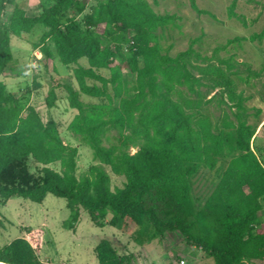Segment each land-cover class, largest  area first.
<instances>
[{
    "label": "trees",
    "instance_id": "1",
    "mask_svg": "<svg viewBox=\"0 0 264 264\" xmlns=\"http://www.w3.org/2000/svg\"><path fill=\"white\" fill-rule=\"evenodd\" d=\"M48 1L32 16L18 0H0V201L42 203L51 194L67 201L71 228L83 209L98 226L108 220L141 245L150 227L152 239L178 233L214 264H264V163L253 147L264 123L250 122L261 110L252 113L249 97L235 86L236 79L259 77L264 69L220 54L242 38L210 56L192 40L173 56L164 50L162 32L176 15L157 13L148 0ZM248 1L264 10V3ZM237 3L229 16L244 21ZM192 7L201 13L195 0ZM39 27L32 47L45 70L55 72L59 58L73 68L78 85H62L77 111L68 128L97 161L81 176L79 149L65 143L59 123L45 121L1 80L18 64L12 38L27 41ZM263 40L264 28L250 37ZM57 87L48 90V109L56 105ZM82 95L97 102L86 103ZM106 167L124 178L121 186L112 189ZM206 171L218 176L199 195L197 181ZM43 236L42 228H26L23 237L0 248V262L68 264L41 259ZM95 253L97 264H133L132 255L107 238Z\"/></svg>",
    "mask_w": 264,
    "mask_h": 264
},
{
    "label": "rangeland",
    "instance_id": "2",
    "mask_svg": "<svg viewBox=\"0 0 264 264\" xmlns=\"http://www.w3.org/2000/svg\"><path fill=\"white\" fill-rule=\"evenodd\" d=\"M18 1L32 16L38 15L44 4H49L48 0ZM148 1L157 13L176 15L175 23L162 32V45L171 55L186 50L192 40H197L195 48L202 55L210 56L217 46L240 37L242 40L228 46L220 54L223 57L234 56L237 61L250 64L254 71L260 72L264 69V40L250 41L254 33H260L264 28V10L261 4L238 0L236 12L243 17L244 21H241L229 16V7L233 0H195L201 13L192 7V0ZM256 1L264 3V0ZM41 33L42 29L39 27L27 41L12 38V50L18 64L14 71L3 74L1 80L15 96L25 97L30 105L38 109L45 121L53 119L59 123L65 143L79 149L77 175L81 176L97 161L93 158L91 148L83 144L68 128L77 111L70 107L62 85L69 84L75 88H78V85L73 68L63 65L59 58L55 61V72L45 70L40 52L32 47V43L39 41ZM81 64L88 66L87 59H82ZM102 73L110 76L109 71ZM243 77L246 79V74H243ZM235 83L236 89L249 97L248 106L255 109L252 113L257 109L261 110L258 117H250V122L264 123V72L259 77L248 80L236 79ZM51 85L60 87H57L58 100L55 107L48 109L46 97ZM81 100L86 103L97 102L96 99L85 95L81 96ZM218 114L216 112V115ZM253 147L264 163L262 124L253 140ZM53 167L57 170L60 168L58 164ZM106 170L111 176L112 189L123 184V177L114 175L108 167ZM217 176V171L202 173L197 181L196 193L206 194ZM71 215L67 201L51 194H48L42 203L20 197L10 198L6 203L0 201V248L16 238L23 237L25 229L32 227L44 229L41 255L44 262L97 264L95 247L102 238H107L115 244L120 253L131 254L133 264H181V260H184L185 264H214L213 259L201 250L186 245L178 233H170L162 239H152V230L149 227L142 236L145 245H141L128 233L110 226L108 220L100 221L103 226H98L83 209L80 210L78 222L71 228L68 224ZM260 216L264 220V212L260 213Z\"/></svg>",
    "mask_w": 264,
    "mask_h": 264
},
{
    "label": "built area",
    "instance_id": "3",
    "mask_svg": "<svg viewBox=\"0 0 264 264\" xmlns=\"http://www.w3.org/2000/svg\"><path fill=\"white\" fill-rule=\"evenodd\" d=\"M181 264H185V261L184 260H181V262H180Z\"/></svg>",
    "mask_w": 264,
    "mask_h": 264
},
{
    "label": "crops",
    "instance_id": "4",
    "mask_svg": "<svg viewBox=\"0 0 264 264\" xmlns=\"http://www.w3.org/2000/svg\"><path fill=\"white\" fill-rule=\"evenodd\" d=\"M43 229V228H42ZM44 230V229H43ZM42 252H43V250H42ZM41 255H42V253H41ZM41 259H42V256H41ZM43 260V259H42Z\"/></svg>",
    "mask_w": 264,
    "mask_h": 264
},
{
    "label": "water",
    "instance_id": "5",
    "mask_svg": "<svg viewBox=\"0 0 264 264\" xmlns=\"http://www.w3.org/2000/svg\"><path fill=\"white\" fill-rule=\"evenodd\" d=\"M0 264H6V263L0 262Z\"/></svg>",
    "mask_w": 264,
    "mask_h": 264
}]
</instances>
